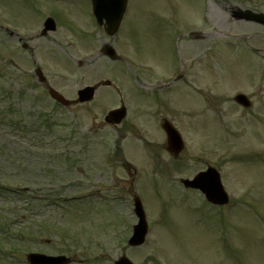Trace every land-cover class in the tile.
<instances>
[{"label":"rangeland","instance_id":"rangeland-1","mask_svg":"<svg viewBox=\"0 0 264 264\" xmlns=\"http://www.w3.org/2000/svg\"><path fill=\"white\" fill-rule=\"evenodd\" d=\"M66 1L0 0V85L27 94L7 104L51 117V129L32 135L0 124L9 150L0 162L9 167L20 158L0 175L30 196H0V224L9 220L0 227V264H25L31 251L64 254L74 264H114L122 255L133 264H264V26L231 16L236 7L264 13V0H129L112 37L85 0ZM49 14L56 31L42 37ZM104 44L119 63L101 54ZM36 68L68 101L85 86L112 84L89 103L62 108L45 86L30 90L17 79L36 81ZM239 93L250 108L233 101ZM120 100L127 117L110 127L104 116ZM165 119L185 145L175 161L162 146ZM208 165L231 200L220 217L198 192L175 185ZM135 196L148 232L130 248ZM14 231L21 242L11 243Z\"/></svg>","mask_w":264,"mask_h":264},{"label":"water","instance_id":"water-1","mask_svg":"<svg viewBox=\"0 0 264 264\" xmlns=\"http://www.w3.org/2000/svg\"><path fill=\"white\" fill-rule=\"evenodd\" d=\"M93 3L94 13L97 19V22L99 25L103 24V21L105 22V31L112 35L118 28L119 23L121 21V18L123 16V13L125 11L126 2L127 0H91ZM235 17L237 19H243L247 21H254L257 23H261L264 25V16L262 14L256 15L250 12H241L238 11L235 14ZM48 27L54 28V24H48ZM104 53L111 58H115L113 51L111 50V47L105 46ZM108 85L109 83H105ZM51 97L62 104L63 106H67L68 102L65 101V99L51 91L50 92ZM94 94V88H85L78 92V101L77 102H86L90 101L93 98ZM238 101H244V98L242 96L237 97ZM124 117V109L118 110V111H112L110 112L107 117L105 118L107 123L110 124H118L122 118ZM165 131L168 135V150L170 152L176 153L180 151L181 144L179 143V138L177 136V133L175 130H173L171 127L165 125L164 127ZM211 171H207L205 173L199 174L196 179L192 182H187L189 186L191 187H197L200 188V190L206 195L207 199H209L213 203H223L226 202L225 194L218 183L217 180H211L212 182H207V179L211 177ZM135 203V212L137 216L139 217L138 224L134 227L133 236L129 240V245L131 246H139L144 242L145 235L147 232V225L145 222V217L140 205V202L138 199L134 200ZM28 261L31 264H68L70 263V259H67L65 257H46L43 255H28ZM115 264H131L126 258H121L118 262Z\"/></svg>","mask_w":264,"mask_h":264},{"label":"trees","instance_id":"trees-1","mask_svg":"<svg viewBox=\"0 0 264 264\" xmlns=\"http://www.w3.org/2000/svg\"><path fill=\"white\" fill-rule=\"evenodd\" d=\"M14 95L11 90L7 89L5 85L1 84L0 85V124L1 128L4 129V131H10V133H18L21 132L23 135H32V128L36 126V129L34 130V133H37V130H49L51 129V125L49 123V117L47 115H41L40 117H37L35 121H33V116L31 115H25L21 113L20 110H16L15 107H11V105H8L9 100L11 96ZM21 97H23V93L20 94ZM3 105V107H2ZM13 118H16L17 121L14 123ZM31 118V119H30ZM0 156L5 157V154L9 155V150L6 149L5 146L0 144ZM8 157V156H7ZM2 165V164H0ZM6 180L0 179V196L2 199H6L7 197H12L15 196L16 198H24V199H29L30 196L27 195L26 192H23L21 190H16L11 191L10 187L7 185ZM30 200V199H29ZM8 204V203H7ZM42 204V203H41ZM24 204H20L17 208L20 210L19 216L21 217L22 215L20 214L23 209H24ZM43 205V204H42ZM41 205V206H42ZM26 210H28L26 208ZM7 221H4L7 223L9 220L6 218ZM15 220L14 218H11V221ZM27 222L30 226H33V223L31 222L30 219V213L28 214L27 217ZM2 223V222H1ZM4 223V224H5ZM15 229V228H14ZM26 230V229H25ZM28 231V230H26ZM30 234H34L33 232L28 231ZM23 235L21 233L12 232L10 234V237L12 238L11 243H14V241L21 242ZM13 247H10V249ZM6 251V250H5ZM2 254V253H1ZM5 255V254H4ZM5 259V257H3ZM4 261V260H2Z\"/></svg>","mask_w":264,"mask_h":264},{"label":"flooded vegetation","instance_id":"flooded-vegetation-1","mask_svg":"<svg viewBox=\"0 0 264 264\" xmlns=\"http://www.w3.org/2000/svg\"><path fill=\"white\" fill-rule=\"evenodd\" d=\"M54 1H55V2H60V1H62V0H54ZM26 4H27V5H25L26 8L31 7V4H30V3L26 2ZM12 36H15V35L13 34ZM181 181H182V180H180V184L182 185ZM187 190H188V189H187Z\"/></svg>","mask_w":264,"mask_h":264}]
</instances>
